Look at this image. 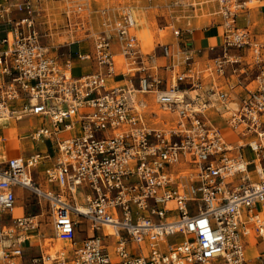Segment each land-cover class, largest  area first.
Returning a JSON list of instances; mask_svg holds the SVG:
<instances>
[{
	"label": "built area",
	"instance_id": "2783aa9c",
	"mask_svg": "<svg viewBox=\"0 0 264 264\" xmlns=\"http://www.w3.org/2000/svg\"><path fill=\"white\" fill-rule=\"evenodd\" d=\"M62 1L59 55L43 0H0V120L38 118L21 139L54 150L0 152V264H247L245 238L264 241V40L238 18L263 0H215L208 48L145 47L133 6ZM19 188L41 212L16 213ZM46 213L53 235L37 240Z\"/></svg>",
	"mask_w": 264,
	"mask_h": 264
},
{
	"label": "rangeland",
	"instance_id": "374dc122",
	"mask_svg": "<svg viewBox=\"0 0 264 264\" xmlns=\"http://www.w3.org/2000/svg\"><path fill=\"white\" fill-rule=\"evenodd\" d=\"M78 1V0H77ZM85 1V0H80ZM93 4L96 3L98 6H107V5H117L118 3L129 4L134 7L135 13L137 14V19L139 22V29H142L141 34L143 33L144 46L150 47L157 41H169L172 39L170 36L171 28H165L167 24L176 23L179 26H185V23L188 19V15L197 14V20L201 19L202 15L200 6L203 3L201 0H190L192 4L196 3L197 11L193 12L192 7L195 5H186L188 0H89ZM201 1V2H198ZM189 2V3H190ZM184 3V4H181ZM188 3V4H189ZM176 4V5H175ZM96 5V6H97ZM170 5H172L170 7ZM64 2L62 0H43V7L45 8L46 15L45 18L41 20L40 29L42 31L43 37L42 42L44 45L50 48V51L54 54H62L68 50V46L65 43L71 38L68 37V34L65 31V14ZM205 17V15H203ZM202 17V18H203ZM48 33H50L48 35ZM151 37H154L152 40ZM87 44V43H86ZM73 51H77L79 46H74ZM14 123L7 121L6 124L0 123V134L12 135L14 130H8L9 127ZM16 126L25 127L31 126L30 117H25L20 121L15 123ZM224 137L227 141L236 139L235 131L232 130H223ZM15 148L18 145L19 141L14 140L13 142ZM50 147H53V142L49 141ZM36 149L44 150L45 143L35 144ZM9 147L8 151L13 149L12 145L4 143V147ZM40 147V148H39ZM17 149V148H16ZM19 152V150H16ZM244 153L249 158L252 157V152L249 148L244 149ZM18 193V205L19 209L16 213L27 212V213H39L41 212L39 204H37V197L31 191L26 189L17 190ZM80 200H85L84 192L81 190L79 194ZM168 209L171 211H176V206L174 203H170ZM50 218L47 216V213L43 219V228L52 232V226L50 224ZM87 225L83 224L80 226V230L83 233ZM51 234V233H50ZM173 241V237L170 238ZM53 243L55 246H61L59 240H54ZM29 259L30 255H26Z\"/></svg>",
	"mask_w": 264,
	"mask_h": 264
},
{
	"label": "crops",
	"instance_id": "0c3cea01",
	"mask_svg": "<svg viewBox=\"0 0 264 264\" xmlns=\"http://www.w3.org/2000/svg\"><path fill=\"white\" fill-rule=\"evenodd\" d=\"M203 3L200 6L201 14L205 15V17H201V19L197 20V14L194 15H188V19L185 23V26H179L176 25V23L173 21L171 24H167L165 28H180L182 30L181 36L176 39L172 35V31L170 33V39L169 41L165 42H179L183 47H192V48H208L213 45H218L221 39V35L223 32L222 26H221V18L217 14V4L215 0H201ZM198 1V2H201ZM190 0L187 1L186 5H195L196 3L192 4ZM189 3V4H188ZM184 4V3H181ZM94 5H97L94 3ZM176 5V4H175ZM185 5V4H184ZM98 6V5H97ZM172 5H170L171 7ZM193 12L197 11V5L195 7H192ZM238 25L239 26H251L254 30V33L258 36L259 39L264 40V0L257 6L251 8L249 12L245 13L244 15H241L238 18ZM153 41L154 37H151ZM141 39L144 44L143 39V33L141 34ZM159 42V41H157ZM87 42H80L75 43L72 45V48L74 46H79L81 49L87 48ZM213 53H205V55L202 56L200 59L201 63H205L207 57H212ZM95 69L94 65H89L86 63H82L79 60L74 61V72L76 74L79 73H85L88 71H91ZM32 125H35L39 120L35 117H30ZM13 122V120H10ZM16 123V122H14ZM13 125L15 126L14 132L12 135H7L6 133L4 135H1V141H0V152L2 153L3 157H13V156H19L22 154H25V150L27 148L36 147L35 144H30L27 140H22L21 137H23L28 129L32 126H25V127H19L16 126V124H12L10 131L13 130ZM16 133V134H15ZM14 140H18L20 144V150L19 154L16 155V148L13 144ZM4 143L12 145L13 149L11 148L10 151H8L9 147H4ZM45 149L49 150V154L53 155L54 150L52 147H50L49 141L45 142L44 145ZM19 193V192H18ZM44 233V235L42 234ZM51 233V234H50ZM51 235H53V232L46 231L43 227H41V235L40 238H36L37 240H42L44 238H49ZM85 235L83 233H78L77 238L82 239ZM35 238L33 240H36ZM247 242V254L249 261L247 264H264V241H262L254 232H252L251 235L247 236L245 238ZM49 240L44 241L45 244H47ZM62 245L63 243L59 241ZM39 252V247L37 243H31L27 242L25 245L24 250V259L27 260L26 255H35ZM29 257V258H30Z\"/></svg>",
	"mask_w": 264,
	"mask_h": 264
},
{
	"label": "bare ground",
	"instance_id": "6f19581e",
	"mask_svg": "<svg viewBox=\"0 0 264 264\" xmlns=\"http://www.w3.org/2000/svg\"><path fill=\"white\" fill-rule=\"evenodd\" d=\"M136 18H137V14H136ZM138 24H139V22H138ZM141 32H142V29H139L138 30V34H139V36H140V38H141ZM143 42V41H142ZM7 121H10V120H8V119H1L0 120V123L2 124L3 123V125L4 124H6L7 123ZM13 124H15V123H13ZM14 128H15V126L13 125V130H14ZM11 128H8V130H10ZM16 134V133H15ZM16 148H17V150H20V144H19V146L17 145L16 146ZM19 154V152H16V155H18ZM59 241H61V240H59ZM63 244L62 245H65V244H70V242H64V241H61Z\"/></svg>",
	"mask_w": 264,
	"mask_h": 264
}]
</instances>
